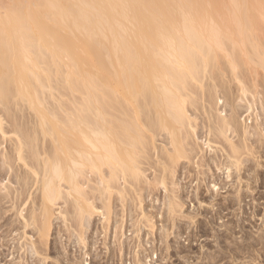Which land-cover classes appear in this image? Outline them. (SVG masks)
<instances>
[{
    "label": "bare ground",
    "instance_id": "6f19581e",
    "mask_svg": "<svg viewBox=\"0 0 264 264\" xmlns=\"http://www.w3.org/2000/svg\"><path fill=\"white\" fill-rule=\"evenodd\" d=\"M9 5H11V8H13L14 11L12 12L11 10H9L5 14L0 15V105H1V107H3L2 109L5 110V112H6L7 110H9V108L12 105L13 106H15V105L20 106L19 105L20 103H24V104L26 103L29 106V108L31 107L30 109H32V111L34 110V114L33 113L32 114H33V116L35 115V117L33 118V120L35 119L34 122L32 120H30L33 123H27L29 128H30V129L26 128V129H29L28 130L29 134L26 131V129H24V127H23V129H24V131H26L27 135L23 134V131L19 127L20 124L19 125L17 124L18 128H20V130H18V131H20V132H18L16 129H14L15 130L14 132L16 133V135H17L16 137L18 138V140H16V141L14 140L16 145H15V143H13L15 148L11 149L12 150L11 154L13 153L14 150H15L14 153H17V155L16 154L14 155V153H13V155H14V156L12 155L13 158L15 156H17L16 158L19 157L18 159H20V160L26 159V156H25L26 153L22 154V152H24L23 149H24L25 145L27 146V144H29L27 147L31 146L30 145V143H31L30 139L32 138L31 140H33V141L36 139V138H34L35 133L37 136H38L37 133L43 134L45 136L50 135L48 137H50V139H52V141H53L52 145H54V147L50 146V148L52 147V148L56 149V147H58V146H62V147H59L60 150L56 149V151L58 150V153H56L55 150H53V152L49 150V152H47L48 156L53 155L51 157L54 158V153H55L54 159H56V156H59L58 154L60 152L62 153L61 150L63 148H65V147H63V145L64 146L68 145L66 147V149L71 147V149L75 151V155H74V151L69 150V149H67L68 152L66 151V149L63 150L64 151L63 153L64 154H66V152L69 153L68 154L70 156L69 159L71 160L72 164L67 165V163H71V162H69V161L61 162L60 161V158L62 156H64L63 153H62V156L60 155L61 157L59 156L57 161H55L53 158L51 159L50 156L47 157V158L52 160V161L49 160L51 162V164H49L50 162H48V160H46V157L44 155L43 158H45L44 159L45 161L43 162V160H42L43 158H42L41 159L42 161L38 162V166H40L38 169L42 168L41 170L43 171V174H45V175H42V179H43V176H44V178H46V177L48 178L49 177L48 175H50V174L52 175V177L50 176L52 179H50V177H49V179L51 180V184H52V182L56 183V181L54 182L52 180H55L57 178V180L62 179L61 181H63V182H64V180H68L67 183H69V186H70V183L72 182V180L76 181L79 177L78 176L76 178L75 176L81 175L80 173H83V171L85 170L86 166L89 165V163L91 164V166L95 165V164L92 165V163H91V162H94L95 160L94 161L91 159H90L91 161L89 160L90 157L92 159H94V158L92 157L93 155H91L92 153H89L88 149L90 147H91V149H92V147L95 149H98L99 151L97 150V152L102 153V155L99 154L100 155L99 156L98 153L96 152V150H95V153L98 155V157H101V156L104 157L105 156L106 161H107V163H105V165L108 164V166H110V167H107L108 169L110 168L109 170L107 169V171L104 170L103 172H105V171H106V173L110 172L112 175L110 173H109V175L112 179L110 177L109 178L106 177V173H105V176H101V175H103V172L101 170H99V172H102V173H100L101 175L98 173L99 176H101L102 178L105 177V178L109 179V180H107L108 186H107V183H104L106 185L100 186L102 182H105V178H103V180L102 179L97 180L100 177L97 178V176H95L97 178V179H95L93 176V179H95V180H93L94 184L95 183L96 184L95 185L90 184L89 186H87V188L90 186H93V187L99 186V187H97V189H96V187H94V191L96 189L98 194L94 193L93 190H92L93 193L90 192L91 188L89 189V192L92 193V196H93V194H95L97 196V200L94 199L96 196H93L94 198L91 200L90 199L92 197L91 194L88 191L83 190V187H79V188H82V192H81V189H79V188L77 190V191L80 190L78 192V194L82 193L81 194L82 196L79 197V195L77 193H75V194H77L79 198H82L85 196V194H83V192L85 191L84 193H87L86 196L88 195L89 199L91 201H93L94 204L97 201L99 202V204H101L102 201L103 200L106 201L107 198L108 199L106 202L112 203L111 201H109V198L111 199V195L109 194V192H105V191L108 190L110 187L112 189H113V187H115L114 184L117 182V181L114 182V180L116 178L115 175H117L116 170H119L120 173L118 171H117V173H119L120 175L119 174L117 175V177H118L117 180L119 179L118 182L121 180L119 183H122L124 186V187L121 186L120 184H118V182H117V184L120 186L118 187L116 184V187H118L117 188L118 190L117 189L116 190L118 192H120L119 196L121 195L120 196L121 200L118 199L119 196H117L118 198L116 197L118 200L121 201L120 207H122L121 203L124 204L125 201L127 200V197L130 194L133 196L134 192L131 191L133 189L128 188L129 187L128 185L131 183H134V180H138V182L137 183L135 182L136 184H134L136 187L134 188L133 184H131L130 186H133L134 189L138 190V187H137L138 183L139 182H140L139 184L142 183V181H140V180H143V179L149 180V178L153 177L152 176L153 174L152 175L150 174V170L151 171L155 170V169H153V167L160 168L159 166H162V169L165 168V171H164V169H163V171L166 172V171H169L166 168H168V167L172 168L173 165L171 166V164H175L174 168L176 169V167H178L176 165H178V163H180L182 161L181 160L180 162H178L180 160V158L186 157L184 155V154H186V152H189L190 155L188 153L186 155L191 157L192 153H194L196 155V153H198L200 151V147L202 146L201 141L203 140V139H201V137H203L204 134L206 135L207 133H204V134L202 133L203 134V136H202V134H200L201 130L200 131L195 130V128H196L195 125L197 123L195 124V122H194V119H195L194 116H196V112L194 111V108H193V111L195 114L194 113L193 114L188 113V111L189 110L191 111V108H192V100L195 99V96L193 97L191 95L192 99L190 100L191 97H190L189 92H191V94H193L192 91L190 90L191 89L190 86L193 85V84L191 85V83H195L196 85H193V86H196V88L198 87L197 89H199V91H200V92L199 91L196 92V95L198 93L202 92L201 89L204 88L203 85H205V83H206L205 77L210 76L208 78L211 79V75L209 74L210 65H212L214 60L216 59L215 57L217 55V51H223L226 49L225 48L226 40L231 41L232 42L231 45H233V46H237V45L242 46V44H244L245 42L250 41V38H252L251 34L248 30L252 25V18L249 14L250 10H252L253 8L257 9V10L260 9L259 15L263 19V23H264V0H224V1H218V0H0V8H8V7H10ZM219 5L226 7L229 10V13H227V15H222L219 10L214 8V7H217ZM220 24H234V26L237 27L236 31H237L239 40L236 39L234 31L222 30V27ZM261 43L262 44H261L259 54H260V61H261V65H262L261 68L264 69V31H262ZM235 66H236L235 63L233 62V67H235ZM203 80L205 81L204 84H203ZM240 85L241 84H239V86ZM199 86L201 87V89ZM205 86H207V85H205ZM263 86L264 85H262V87ZM63 87L72 91V95L70 98L72 105L70 104L71 106L69 105V107H66V109L68 108L67 110H65V105H62L64 107V109L61 110V112L56 111L57 109H60L61 107L57 108V109L55 108L56 110L53 111L52 110L53 108L47 107V105H45L46 102H45V98L43 97V93L48 91V92H52V94H53V90L59 91ZM207 87L212 88L211 85L210 86L208 85ZM207 87H206L207 90L211 89V88L208 89ZM213 88L212 89L215 90L214 93H216L217 89H215V87H213ZM241 89H242V87L240 88V90ZM244 90L245 89H243L241 91H243V93H245L246 90L245 91ZM211 91H210V93L207 91H205V92L211 94V96H212L214 93H211ZM263 91L264 90H262V92ZM75 92H78L80 95L76 94V96H75ZM52 94L50 93L49 95L51 96ZM209 94H207V95H209ZM263 94H264V92H263ZM49 95H48V97H49ZM209 96H207L208 97L207 101H209V105H208L209 108L206 109V106H205V109L208 112L210 111L209 114H211V115L209 116V114L205 111L207 113V117H212V116H216V115H218L220 117L219 114H222L220 112H223V111L220 110V112L218 114L217 109L215 108V106H213V103L215 104V102L212 101L217 97V95L215 98L210 99L211 101L209 100ZM188 98H189V100H188ZM262 98H263L262 100H264V97H262ZM218 99H215V101L216 100L219 101ZM240 99H241V97H240ZM197 100H198V98L195 101H193V105L194 104L196 105ZM48 101H51V100H48ZM187 102H190L191 107H189V105H188L189 103L187 104ZM210 102H213V103L211 104ZM263 102H262V105H263ZM217 104L218 103H216L215 105L217 106ZM187 106L190 109H188ZM212 106H213V109H212ZM240 106H241V104H240ZM247 106H248V104H247ZM210 108L212 109V111L214 109H216V111H217V112L215 111L216 114L214 113V111H213V113H211L212 111L210 110ZM218 108H220V107H218ZM248 108H250V107H248ZM262 108L264 109L263 106H262ZM2 109L0 108V110L3 112ZM195 110H196V108H195ZM22 112H23V110H22ZM30 112H31V110L29 111V115H32V114H30ZM225 112L226 111H224V113ZM262 113H264V112L262 111ZM212 114H215V115H212ZM233 114H231V116L229 115L227 117L222 114L223 117L221 116L220 119H218L217 116H216L217 118L214 117V118L218 119V121L215 119L216 121H214V124L211 122L212 119H210L211 120L210 125L213 124V127L216 126L215 122L218 123L217 126H218L219 130L214 127L215 131L218 130V131H216L218 133V136H220L222 134V135L227 137V135H225V132H226V129L229 130V127L230 128L234 127V129H232L234 131H237L238 129L240 130V127H241L240 125L242 122L241 123L238 122L239 121L238 118H235L237 116V115L234 116L236 113L234 115ZM263 116H264V114H263ZM13 117H14V115H13ZM196 119H198L197 116H196ZM196 119H195V121L197 122ZM15 120H17V119H15ZM5 125H8V124L5 123ZM15 125L16 124H14V126ZM210 125H209V127H210ZM245 125L243 127H245ZM0 126L2 129V125H0ZM246 127L248 128V124ZM247 128H246V131H247ZM257 128H255L254 136H256V134L258 135V134L264 132V131H262L259 133L260 128H258V131L256 133ZM9 129L11 130V128H9ZM209 129H212L209 131L214 132L212 127H210ZM243 129H242L243 132L240 130L242 133H244ZM1 131H2V133H5V132H3L4 131L3 129L0 130V133H1ZM21 131H22V133H21ZM246 131H245V133H246ZM10 132H13V131H10ZM197 132L199 133V135H201V137L199 136L200 139L198 138ZM216 132L213 135L216 136L217 135ZM219 132L221 134H219ZM246 134H245V136L247 137L248 134H250V132L246 133ZM2 135H4V134H2ZM209 135H210V133H209ZM26 136L30 137V139L29 138L26 139ZM187 136L189 137L190 140L188 139ZM211 136L212 135H210L209 139L206 138L204 142H206V140L208 142H210V140L214 139ZM224 136H222V137H224ZM245 136H243L242 138H244ZM260 136H261V134H260ZM260 136L258 135V137H259L258 141H261L262 139H264L263 137L260 139ZM5 137H6V135H5ZM9 137H10V135L8 136V138ZM207 137H209V136H207ZM246 137L244 139L247 140ZM255 138L257 140V136ZM197 139L199 141L201 140L200 141L201 146L199 147L198 152L195 153V151H197V144L199 143ZM244 139H243V143L245 141ZM8 140L10 142V139H8ZM27 140H29V141H27ZM226 140L231 141L230 138L228 139V137H227V139L225 138V142H226ZM213 141L214 140H212V142ZM246 143H247V141L245 142V145H246V147H248V145ZM186 144L190 145V148ZM204 144H203V146H204ZM227 144H231L230 148H232L233 150H237L234 152H238V149H236V148H239V147H235V148L232 147V145L234 146V142H233V144L231 142H229V143L227 142ZM260 144H263V143H260ZM35 145H37V143ZM245 145H244V147H245ZM198 146H199V144H198ZM208 146H209V144H208ZM11 147L13 148V146H11ZM48 147H49V145H48ZM183 147L184 148L187 147L188 151L184 150ZM210 148H212V147H210ZM36 149L31 150V152L33 154H34V152H35V154H41L40 152L37 153L38 150H36ZM152 149L155 150V152H154V154L150 155L151 153H153ZM182 149L186 152H184ZM189 149H190V151H189ZM222 149H223V146H222ZM228 149H227V151H229V150L232 151V149H229V150ZM9 151H10V149H9ZM44 151H46V150H44ZM70 151H72V152H70ZM252 151H250V153ZM190 152H192V153H190ZM202 152H204V151H202ZM225 152H226V150H225ZM234 152H232V154L234 156H236V154H234ZM7 153H4V154L2 153L4 155V159L6 157V161H8L7 156H9V155H6ZM32 153H29V154H32ZM212 153H214V151ZM215 153H217V152H215ZM228 153H225V154H227L226 156L230 157L228 159H230L229 162L231 164L232 163L231 160L234 156L231 154V152H230V154L233 157L230 154L228 155ZM253 153H255V152H253ZM0 154H1V152H0ZM43 154H46V153H43ZM96 154H95V156H96ZM214 154H213V156H215ZM246 154H247V152H246ZM149 155L151 157L153 156L154 158L153 157L152 158L155 161H153V160L148 161L147 159L151 158V157H148ZM195 155H192L191 159L188 157L190 159L189 162H191L189 164L194 165L195 162L193 160V157H195L196 159L200 158V160H202L204 158V157L202 158V156L204 154L201 155V153H200L201 156H199V154H198V156H199L198 158H197V155L196 156ZM24 156H25V158H24ZM31 156L33 157V155H31ZM86 156H89L88 160H87ZM213 156H208L209 157L208 159L206 157L205 161L203 160L204 163L207 164L206 166L208 167L209 171L212 170L213 168H216L215 166H217V168H219V165L220 164L223 165V161L227 160V157H226V159L223 158L224 160L221 161V159H219V158H221V157H219V155L216 156L218 158L217 160H216V157H214L215 160L213 158L211 159L210 157H213ZM64 157H66V156H64ZM144 157H146V158H144ZM16 158L14 160H16ZM84 158H86V159H84ZM140 158H141V160H140ZM188 158L186 157L185 161H188ZM234 158H235V160H237L238 158L240 159L239 156H238V158H236V157H234ZM9 159H11V161H12V158L9 157ZM18 159L16 161H18ZM95 159H97V158H95ZM100 159H102V157L99 158L98 160H100ZM142 159H143V162L146 160L145 162L148 161V162H151V165L152 164L154 165V166L152 165V168L150 167L151 165L149 166L151 168V169L149 168L150 169L149 171H148V168L146 169L148 171V173L150 174V176H152V177H145L147 174L145 175L146 171H145V168L143 169V167H145L144 165H146L147 163L142 164L143 163ZM241 159L243 161H245L244 160L245 157L241 158ZM254 159H256L255 156H254ZM14 160H13V162H15ZM31 160L32 159H30L29 162H31ZM58 160L61 163H57V162H59ZM66 160H67V157H66ZM85 160L88 161V163H87L88 165L84 162ZM200 160H195L196 163H198L199 165L196 164L195 167L193 166L194 169L192 168L191 165L185 166V163H187V162H185V163H184V161L181 162L179 164L180 169H179L178 173L180 174V170L184 168L183 173L185 174V171H186L185 175L190 173L189 175L192 176L191 172L193 170L194 171L196 170L195 169L196 166L202 165L201 164L202 161L200 163ZM235 160H232V161H234L232 163V165L234 163H236V164H234L235 166H237L238 162L242 161V160H238V161H235ZM6 161L4 160L1 162H3L2 164L4 165V162L6 163ZM27 161H26V163H27ZM100 162H101V160H100ZM154 162L156 164H154ZM224 162L226 164V161H224ZM227 162H228V160H227ZM62 163H64V164H62ZM102 163H104V161H102ZM2 164H0V165H2ZM9 164H10V162H9ZM19 164H20V162H19ZM21 164H22V162H21ZM140 164H142V165H140ZM149 164L150 163H148V165ZM212 164H214V165L216 164V165L214 167H211ZM30 165L32 166V164H30ZM63 165L68 166V167L70 166L69 168H72V171H70L69 169L67 170V167H65L66 169H64ZM71 165H72V167H71ZM166 165L168 167H166ZM228 165L229 164H227V167H226L227 170L231 167V166L229 167ZM49 167H50L51 171L56 173V175H53L54 173H51V172H48L50 174L45 173L46 171L50 170V169L47 170V168H49ZM88 167H90V166H88ZM94 167H97V164ZM94 167H92L93 171H92V168L88 171H92L94 173V170H95L96 172H98L97 169H99V168L94 169ZM146 167H148V166H146ZM223 167H225V166H223ZM18 168H20V166ZM200 168L203 169L202 167H200ZM226 168H225V170H226ZM1 169H0V171H1ZM32 169L34 171L35 167L33 166ZM103 169H105V168H103ZM175 169L173 170V172L175 171ZM197 169H199V168H197ZM41 170L39 172H41V174H42ZM110 170H112V171H110ZM157 170H159V169H157ZM187 170L189 173H187ZM15 171H16V169H15ZM17 171H18V169H17ZM21 171H23V169ZM21 171L19 169V172H21ZM29 171H27V169H26L27 174ZM35 171H37V170L35 169ZM62 171H64V172H62ZM163 171L161 173H164ZM196 171H197L196 175H198V173H202V172L207 174V172H208V170L206 172V170L200 171V169H199V171L198 170H196ZM213 171H212V173H213ZM237 171H238V169H237ZM39 172L37 171L36 174H38ZM169 172L171 173V175L174 174V173H172L171 169ZM169 172H168V174H170ZM195 172H193V175H195L194 174ZM31 173L33 174L32 171H31ZM151 173H153V172H151ZM161 173H159V174H161ZM19 174H21V173H19ZM36 174H34L33 176H35ZM85 174H86V170L84 171V175ZM89 174L85 175L86 177L84 176V178L85 179L87 178L88 181H92V180L88 179ZM94 174H96V173H94ZM166 174L167 173L163 174L164 179H160L163 176H160V178H158L159 175H158V171H157L155 173V177L158 176L157 177L158 179L154 177L156 179L155 180L156 182L152 183V181H154V180H152L153 179L152 178L151 179L152 181L149 180V181H151V186L149 185L150 182L148 183V181L143 182V183L144 184L146 183L145 184L146 187H147V185H149L151 188L153 186L152 184L158 185L160 182L161 186L163 185V187H164L163 190H165V193H164L165 195H163V196H164V200L167 204L171 205V202H174L175 199H177V200L180 199V202H181L180 195L177 193L178 191H176V192L174 191V188L177 187V185L179 186V182L182 179L180 176V175H182V172L180 175H178V177H176L177 175H175L176 172L172 177L170 175H167V177H170L171 179L170 178L168 179L167 177H165ZM23 175H24V173H23ZM28 175H30V174H28ZM113 175L115 178L113 177ZM200 175H198V176H200ZM0 176H3V175L1 174ZM24 176H26V175H24ZM53 176H55L56 178L55 177L53 178ZM228 176H229V174H228ZM20 177H21V175H20ZM73 177L75 179H73ZM81 177H83V174ZM196 177H192V178L196 180ZM15 178H16V176H15ZM33 178L31 175V179H33ZM165 178H167L168 181L170 180L169 185L171 187H173L174 185H175V187L174 188H171L170 186L165 187L166 184H164V183H167V181H166L167 179H165ZM12 179H14V177ZM85 179H84V181H85ZM110 179L112 180V182H114V184L110 185V183H109V182H111ZM206 179H204V181ZM21 180L22 179H20V181ZM87 180H86V182H88ZM48 181H44L45 185ZM74 181L72 183L73 185L76 184ZM81 181H82V179H81ZM95 181H98V182H95ZM27 182H29V181H27ZM39 182H41V180ZM4 183H3V186L5 187ZM49 183L50 182H48V185H49ZM67 183H66V185H67ZM79 183H81V182H79ZM98 183H100V184H98ZM156 183H158V184H156ZM199 183H201V182H199ZM20 184L21 183H19V185ZM59 184H60V182L58 183V186H56L57 183L52 184V185L55 187L61 188ZM144 184H141V186L139 185L141 187V188L139 187L141 189V191L145 190V188H146L144 186ZM172 184H173V186H172ZM10 185H12V184H10ZM52 185H50L51 189H52V190L49 189V190H51L50 192H52V193L56 192L57 195H55V194L54 195L58 196L59 195L57 192L58 190L56 191V188H55L54 189L55 192H54ZM82 185H84V183ZM215 185H216V183H215ZM215 185H209V186L213 190V188H215ZM61 186L63 188V185H61ZM72 186H70L69 188H71ZM75 186H73L71 188L73 192H76L73 189V188L76 189ZM77 186H78V184H77ZM154 186L152 187L153 189H154ZM166 186H168V185H166ZM209 186H208V188H209ZM36 187L37 186H35V188ZM47 187L46 188L44 187L45 192L47 190ZM120 187H123V188H120ZM126 187H127V189H126ZM198 187H200V186L198 185ZM198 187H197V189H198ZM7 188H8V185H7ZM7 188H6V190H7ZM23 188L25 189V187H23ZM48 188H50V187H48ZM66 188H67V186H66ZM69 188H68V190H69ZM211 188H210V190H211ZM146 189H148V188H146ZM155 189H156V187H155ZM31 190H33V189H31ZM63 190H65V188ZM122 190H123V192L125 190H126L125 192H127L129 190V193L128 192L126 193L127 195L128 194L129 195L126 196L125 193L122 194ZM148 190H145L144 192H140V190H138L140 193L136 192L134 198H136V196L138 197L140 194H141V196H139L140 198H143L142 197L143 194L144 195L151 194V192L147 193ZM7 191H9V190H7ZM70 191L71 190H69V192ZM108 191H111V190H108ZM130 191H131V193H130ZM149 191H151V190H149ZM20 192H21V190H20ZM24 192L26 193V191H24ZM31 192L33 193V191H31ZM35 192L33 193V195L35 194ZM45 192H44V194H45ZM50 192H48V193L53 195ZM69 192H67V193H69ZM162 192H164V191H162ZM28 193H30V192H28ZM59 193L60 194L62 193L61 189H60ZM65 193H66V191H65ZM137 193H139V195ZM15 194H17V193H15ZM89 194H90V196H89ZM103 194L104 195L109 194L108 196H110V197H107L105 199V197L103 198ZM116 194L118 195V193H116ZM3 195H5V193ZM61 195H62L61 198L64 197L67 200L68 197H65L66 195H63V193ZM8 196L10 197V195H8ZM12 196L13 195H11V197ZM14 196H18V194L14 195ZM124 196H126V197H124ZM211 196H212V194H211ZM5 197L7 198V194L5 195ZM22 197L23 196H21V199H22ZM37 197L39 198V196H37ZM12 198H14V197H12ZM49 198H50V196H49ZM54 198L56 199L57 197H54ZM64 198H62V199H63L65 205L68 204L67 201H69V200H70L69 202L71 203V199H68L67 201H65ZM84 198L88 200L87 197H84ZM122 198L125 199L123 202H122V200H123ZM134 198L132 200H134ZM144 198H145V196H144ZM48 199H46V201ZM98 199H100V200H98ZM130 199H131V197H130ZM182 199H184V197ZM0 200H1V198H0ZM41 200H43V198ZM87 200L85 202L88 203L90 200L89 201H87ZM94 200H96V201H94ZM10 201L11 200H9V202ZM24 201L25 200H23V203H24ZM49 201L51 203H54V202H52V198H51V200L49 199ZM100 201H101V203H100ZM17 202H18V200H17ZM74 202H75V200H74ZM106 202H103L101 204L102 207H100V210L97 207H95L96 204L94 205L95 208L92 206L93 205L92 202H90L92 204V205L91 204L90 205L92 206L93 209H96L98 211V214H99V212H101L99 214L100 216L102 215L106 218V220H108L109 218L112 217L111 216L108 218V216H110L109 214L115 213V211H117V210L110 209L109 206H111V208H112L113 203H112V205L108 204L109 208L107 207V205H104L107 208L103 207V204H105ZM113 202H115V201H113ZM126 202H128V201H126ZM44 203L48 204V202L47 203L44 202ZM19 204L20 203H18V205ZM69 204H68V206H65V207H70ZM72 204H70V205H72ZM77 204H75V205H77ZM35 205H37V204H35ZM42 205H44V204H42ZM90 205L88 203V206H87V204L85 206H87V208H89ZM127 205H128V207H127ZM2 206H1V208H2ZM10 206H8V207L10 208ZM45 206H47V205H45ZM124 206H125V204H124ZM124 206L122 208H124ZM130 206L131 205H129V203H126V207L128 208L127 209L128 211L126 210L127 213L131 209L132 211L130 210L129 214L131 212L136 211L137 214L141 215L139 213L140 211L138 212V209L140 207L139 210H141V212L144 214V215L142 214L143 216L142 215L141 216L146 217L147 213L144 210V208H142V206L139 205L138 208L136 206L135 209L133 207L130 208ZM52 207H49V208L51 209ZM62 207H63V204H62ZM79 207H81V206L79 205L78 208ZM11 208H15V206L11 207ZM19 208H22V207H19ZM37 208H39V207H37ZM104 208H105V210H104ZM22 209H24V208H22ZM58 209H60V208H58ZM84 209H85V207L81 209L82 213L79 212V213H81L80 214L81 218H82V216H81L82 214H83V216L86 214V217L88 218L89 214L91 215L93 213V211L97 212L93 209H92L93 211H91V208L85 209L88 211V212L87 211L85 212ZM108 209H110L112 213ZM125 209L126 208L121 209V211L123 210V213H124V212H126ZM60 210L62 212L64 210V208H63V210H62V208ZM69 210L67 209V211H69ZM78 210L80 211V209H78ZM89 210L91 211V213ZM169 210H171V208H169ZM26 211H25V214H26ZM44 211H45V214H48V212L46 213L47 209H45ZM44 211H42V212H44ZM119 211H120V209H119ZM147 211H148V209H147ZM150 211H151V209H150ZM19 212H20V210H19ZM64 212H65V217H67L66 208H65ZM75 212L76 211H74L73 213L75 214V216H77L78 213H75ZM119 213L122 214L121 212H119ZM16 214H15V216H16ZM116 215H118V214L115 213V216ZM34 216H32V217H34ZM48 216H49V214H48ZM48 216L46 218H49ZM122 216H124V215H122ZM171 216H172V214H171ZM16 217L15 218L17 220L18 216H16ZM63 217H64V215H63ZM71 217H74V216H71ZM78 217H75V219ZM80 217H79V221H76L78 224L83 223L82 219L80 222ZM86 217H84V218H86ZM173 217H174V214H173ZM87 218L84 219V222L88 221ZM64 219H66V218H64ZM75 219H74V221H75ZM141 219H140V221H141ZM143 219H146V218H143ZM48 220H50V218ZM101 220H102V218H101ZM148 220H150V219H148ZM7 221H6V223H7ZM28 221H29V219H28ZM45 221H47V220L45 219ZM68 221H69V219H68ZM68 221H66V223L64 222L65 223L64 225L68 226L67 225ZM104 222L109 223V220L104 221ZM11 223H13V222H11ZM17 223H19V222H17ZM48 223H50V222H46V224H48ZM22 224H23V222L21 223V225ZM8 225L10 226V224H8ZM27 225L28 224H26V226ZM70 225L71 224H69V227H71ZM72 225H74V223ZM83 225H85V224L83 223ZM83 225H82V227H84ZM19 226H20V223H19ZM41 226L45 227L47 225L43 226V223H42ZM78 226H80V225H78ZM42 227H41V230L43 229ZM69 227H66V228H69ZM13 229H14V227H13ZM70 230L72 232V229H70ZM73 231H75V229ZM71 232H69V233L71 234ZM81 237L78 236L77 238H81ZM78 240H80V239H78ZM80 241L82 242L83 239ZM31 248H34V244Z\"/></svg>",
    "mask_w": 264,
    "mask_h": 264
},
{
    "label": "rangeland",
    "instance_id": "374dc122",
    "mask_svg": "<svg viewBox=\"0 0 264 264\" xmlns=\"http://www.w3.org/2000/svg\"><path fill=\"white\" fill-rule=\"evenodd\" d=\"M218 1H224V0H218ZM9 6L10 7H8V8H0V15L5 14L9 10H11L13 12L14 10H13V8H11V5H9ZM214 8L219 10L222 15H227V13H229V10L222 5H219V6L214 7ZM249 14L252 18V25L248 29L250 34H251V37H252V38H250V41L245 42L244 44H242V46H238V45L233 46V45H231L232 44L231 41L226 40V44H225L226 49L223 51H217V55L215 57L216 59L214 60L213 64L210 65L209 74L211 75V79L208 78L210 76L207 75L208 77H205L206 80L204 79L207 84L203 80V84L205 83V85H207V86L211 85L212 88L215 87V89H217L218 92L216 91V93H214V91H215V90H213L214 88L212 89L211 87H209V88H211V89H209L207 86L203 85L204 88H202V89L199 86L202 92L198 93L196 95V92H198L199 89H197L198 87L196 88V86H193V85H196L195 83H191V85L192 84L193 85L190 86V88H191L190 90L192 91L193 94H191V92L188 91L190 93V97H191V98L189 97L190 100L192 99V96L193 97L195 96V99L193 98L194 100H192V108H191L192 112L189 110L188 113L193 114L194 111L196 112V116L198 119H196V116H194V118L197 120V122H196L194 119L195 124L197 123L195 125V127H196L195 130L196 131L201 130L200 134H202V133L208 134V135L204 134V136L202 134L203 137H201V135H199V133L197 132L198 138L200 139V137H201V139H203L202 141L201 140L200 141L203 144L205 143L207 146L205 144L203 146V144L197 139L199 142L198 143L199 146L197 144V151H195V153L198 152L199 147L202 145L201 146L202 148L200 147V151L198 153H196V155L198 158L199 156L204 154L202 156V158L203 157L204 158L202 160H200V158L196 159L195 157H193V160L195 162L194 165L189 164V163H191V162H189V160L192 158V155H195V154L190 152V153H192L191 157L187 156L186 154L187 153L189 154V152H186V151H188V149H187V147H185V148L183 147L184 150H186V151H184L182 149L184 152H186V154H184V155L187 158L189 157L190 159L188 158V161H185L186 157H183V158L181 157L178 162H180L181 160H182L181 162H183V161H184V163L187 162L188 164L185 163V166L191 165L192 168L194 169L195 165L198 164V163H196L195 160H200V163L202 161V163H201L202 165L196 166L195 169L198 171H199V169H200V171L206 170V172L208 170L207 174L202 172V173H198V175L201 174L200 176H198V175H196V173H197L196 170H195L196 172L194 170L193 171L191 170L192 171L191 172L192 176H191V175H189L190 173L187 170V173H189V174H187L188 175L187 176V175H185L186 171H185V174L183 173L184 172L183 171L184 168H183L180 170V174L182 172V175H180L178 172L180 169L179 164L181 162L180 163L177 162L178 165H176V166H178V167H176V169L174 168L175 164H171V166L173 165L172 168L168 167L169 165L167 164L168 166L166 165V167H168L169 169L168 168H166V169L169 171L171 169L172 173H174V174L176 172V174H175V175H177L176 177H178V175H180L182 179L185 176L187 177V178L185 177L186 179L184 178L183 180L182 179L180 180L181 183L179 182V186L177 185V187H175V185L173 186V184H172L173 187H171L169 185L170 180L168 181V179L170 177H167V175H170L172 177L174 174L171 175V173L169 171L164 172L165 168H163L164 169V171H163L162 166H159L158 164L157 165L162 170L158 167H156V168L159 170H157L155 167H153V169H155L154 171L150 170L152 168L153 164L151 165V162H148V161L153 160L154 157L152 156L153 157L152 158L150 155L154 154V152H155V150L152 149L153 153H151L148 156L151 158L147 159L148 160L147 162H145L146 160L143 162V159H142V162H143L142 164L147 163L146 165H144L145 167H143V169L145 168V171H146L145 175L147 174L145 177H152L153 176L152 177L153 179L149 178V180H151V179L154 180V181L151 180L152 183H154V182H156L155 178L158 177V176L155 177V173L157 171H158V175H159L158 178H160V176H163V174L167 173L165 176L168 178V179L165 178V179H167L166 180L167 183H164V184H166L168 186L165 185V187H169V186L171 188L175 187L176 189L174 188V191L175 192L178 191L177 193L180 195L181 202H180V199H178V200L175 199L174 202H171V205L167 204L165 202L164 196H163V195H165L164 194L165 190H163L164 189L163 185L161 186V184L159 182L160 185L158 183H156L158 185L152 184L153 186L155 185L154 189L152 188L153 186L150 188L151 181L145 180L143 178L142 179L144 181L140 180V179L139 180L142 181L141 184H144L143 182H146V181H148V183L150 182V184H149L150 186L147 185V187H146V185H145L146 183L144 184V186L146 188H148L149 190H151V191H149L148 189L145 188V190L149 191V192L147 191V193L151 192V194L146 193L147 195H144L142 193L143 198H140L139 196H141V194L139 195V193L144 192L145 190L142 189L143 191H141V189H140L141 184H139L140 182L137 185L138 190H140V192L138 190L134 189L136 187L134 184H136L138 182V180H134V183H131V184H133L134 188H133V186H130L131 184H129V185L127 184L129 186L128 188L133 189V190L130 189L132 192H134L133 196L131 194L130 195L128 194L129 196L126 194L127 192L129 193V190L127 192H125L126 190L124 192L122 190V194L125 193L126 196H128L129 198L127 197L126 201H128V202L125 201V203H124L125 206L123 203H121V204H122V207L124 206V208H126L125 211L128 209L127 208L128 205L126 207V203H129V205H131L130 208L133 207L134 209L136 208V206H137V208L139 207V205L142 206V208H144V210L147 213L146 217L145 216L142 217L144 214L141 212V210H139L140 207L138 209V212L140 211L139 213L141 215L143 214L142 216L137 214L136 211L131 212L129 214V212L131 210L130 208H129L130 210L128 213H127L128 210L124 213H123V210L121 211V209H124V208L120 207L121 206L120 205V202H121L120 196L121 195L119 196L120 192L117 191L118 190L117 188L120 185L123 186L122 183H119L121 180L119 182H118L119 179L117 180V178H118L117 175L120 172H119V170H116V174H117V175H115L116 178L113 175V177L115 178L114 182L117 181L118 184H120V185H118L117 182L114 184V182H112V180H111L112 178L109 175L110 172H107L108 174L106 173V171L108 169L107 167H110V166H108V164L105 165V163H107L105 156L104 157L101 156L102 157V159H100L101 162H100V160H98L99 158H101V157H98V155L99 154L102 155V153L97 152L98 149H95L93 147L91 149V147L89 146L90 148L88 149V151H89V153H92L91 155H93L92 157L94 159H92L91 157L89 158V156H86L87 160H88V158H89V160L90 159L93 161L95 160L94 161L95 163L91 162L92 165L93 164H95V165L91 166L90 163L88 165L87 164L88 161L87 160L84 161L88 166H90V167L86 166V168H85L86 174L85 175L90 173L89 177L88 176L87 177L89 180H92V181H88L87 178L86 179L84 178V176H85L84 171L85 170L83 171V173H80L81 175H77V176L74 175L76 178L78 176L79 177L76 181L72 180V182L70 183V186L73 185L72 183L74 181L76 183V184L74 183L76 186L75 185H73V186H75L76 189L75 188H73V189L76 192L72 191L71 188L73 186L71 188H69L70 187L69 183H67L68 180L63 179L64 180V182H63V181H61L62 179L57 180V178L55 176H53V178L55 177L56 179L52 180V181H54V182L56 181V183H57L56 186H58V183L60 182L59 185L61 188L53 186L52 184H56V183L52 182V184H51L50 179H52L51 178L52 175L48 172H51V173H54V172L51 171L50 167L47 168V170L50 169L49 171H46V172L44 171L45 173L50 174V175H48L49 177L51 176L50 179H49V177L44 178V176L42 179V175H45V174H43V171L41 170L42 168L38 169L40 167V166H38V162H40L42 160H43V162L45 161L44 160L45 158H43L44 155L46 157V160H48V162H50L49 160H51L53 158V157H51L53 155H49L51 158V159H49V158H47V157H49L47 152H49V150L52 152H53V150L56 151V149L60 150L59 147H62V146H58V147H56V149L52 148V147H54V145H52L53 144L52 139H50V137H48L50 135L45 136L43 134L37 133L38 134V136H37L35 133L34 138H36V139L34 141L31 140L32 138L30 139V137H28L29 135L26 136V139H28V138L30 139V142H31L30 145L31 146L27 147L29 144H27V146L25 145V147L23 149L24 152H22V154L26 153L25 154L26 159L27 160L29 159V160L27 161L25 159L27 161V163H26V161L24 159H22L23 160L22 161V160L18 159L19 157L16 158L17 156H15L13 158V156L15 154L17 155V153H14V151H15L14 150L13 151L14 155H13V153L11 154V152H12L11 149L15 148L14 144H13V143H15L14 140L15 141L18 140V138L16 137L17 135L14 132L15 131L14 129H16L18 131L21 128V130L23 131V134L27 135L26 131L28 132V130L30 129L27 123H33L35 120V119L33 120V118L35 117V115L33 116L34 110L32 111V109H30L31 107L29 108V106L26 103L25 104L20 103L19 104L20 106H17V105L13 106L12 105L9 108V110H7L5 112V110L2 109L3 107H1V105H0V108L5 113L4 114L0 110V125H2V129L4 130L3 132H5V133H2V131H1V133L4 135H2L0 133V136H1L0 137V143H1L0 144V150H1L0 151L1 152L0 160L6 161V157L4 159V155H3L4 153L8 152L6 155H9V156H7L8 161H6V163L4 162V165L2 164L3 162L0 161V164L3 165V166L0 165V167L2 166L1 167L2 169L0 168L1 169L0 175L1 174L3 175V176H0V184L2 183L0 185V192H1L0 193V195H1L0 196V198H1V200H0V216H1L0 217V264H264V139H262L261 141H258L259 140L258 135L260 136V134H261L260 139L262 137L264 138V136H263L264 132H262V131H264V126H263L264 125V120H263L264 119V116H263L264 113H262V111L264 112V109L262 108V106L264 107V102H263L264 100H262L263 99L262 97H264V94H263L264 91L262 92V90H264V86L262 87V85H264V78H263L264 77V75H263L264 69L261 68L262 65H261L260 54H259L261 44H262L261 41H262V31H264L263 30L264 29V25H263L264 23H263V19L259 15L260 9L257 10V9L253 8L252 10L249 11ZM220 25L222 27V30L234 31L235 37H236V39H238V34L236 31L237 27H235L234 24H220ZM233 62L236 65L235 67H233ZM239 84H241V85L239 86ZM206 87L209 90H207ZM241 87H242L241 90H243V89L246 90V91L244 90L245 93H243V91L240 90ZM59 91L53 90V94H52V92L46 91L45 93H43V97L45 98V102H46L45 105H47V107L53 108L52 109L53 111L56 110L57 108L61 107L60 109L56 110L58 112H61V110L64 109V107L62 105H65V110H67L68 108L66 109V107H69V105L71 104L70 98L72 95V91H70L64 87L62 89H60ZM205 91H207L209 93L211 91V93H214L213 94L214 96L213 95L211 96V94L206 93ZM50 93L52 94L51 96L49 95ZM76 94L80 95L78 92H75V96H76ZM207 94H209L210 96ZM48 95H49V97H48ZM216 95H217V97H216ZM207 96H209V100L212 98H215V97H216L215 99L219 98L218 100L220 102L217 100H216L217 101L216 102L215 99L212 100L213 102H215V104L218 103L217 106L213 102H210L211 104L213 103V106H215V108L217 109L218 114H219L220 110L223 111L220 113H222L226 117L229 115L231 116V114H233V113L234 114L236 113L235 115L234 114L233 115L234 116L237 115L238 117L236 116L235 118H238V120H239L238 122L243 123V124L241 123V125H240L241 126L240 130L242 131V129L244 128L243 129L244 133H242L243 131L241 132L239 129L238 130L240 132L238 130L237 131L232 130V129H234V127L233 128L229 127V130L226 129L225 135H227L228 139L230 138L231 141L226 140V142H225V138L227 139V137L222 135L220 132H219V134H221V135L218 136V133L216 132L219 130L218 126H217L218 123L215 122L216 126H214V127L216 129H218L216 131H215V128L213 127V124H214V121H216V120L218 121V119H220L222 114H219L220 117L218 115H216L218 117V119H216L217 118L216 116L207 117V113L208 114L210 113V111L208 112L206 110L209 108V106H208L209 101H207L208 100ZM240 97H241V99H240ZM189 98H188V100H189ZM197 98H198V100L196 101L197 103H196V105L194 104L196 106L195 107L193 105V101H195ZM48 100H51V101H48ZM261 101L263 102V105H262ZM187 104L189 105V107H191L190 102H187ZM240 104H241V106H240ZM247 104H248V106H247ZM205 106H206V109H205ZM213 106H212V109H213ZM189 107H188V109H190ZM218 107H220V108H218ZM248 107H250V108H248ZM193 108H194V111H193ZM195 108H196V110H195ZM212 109L210 108L211 111H212ZM216 109L213 110L214 113H215ZM22 110H23V112H22ZM30 110H31L30 114L33 113L32 115H29ZM213 111L211 113H213ZM224 111H226L225 113L227 115L224 113ZM12 114L14 115V117ZM215 114H212V115H215ZM210 115L211 114H209V116ZM214 117H216V118H214ZM15 119H17V120H15ZM210 119H212V121ZM30 120H32L33 122ZM210 121L213 123L212 125H210L211 124ZM5 123L8 124L9 126L5 125ZM14 124H16V125L14 126ZM17 124L18 125L20 124L19 125L20 128H18ZM247 124H248V128L246 127ZM209 125H210V127L213 128L214 132L209 131V130H212V129H209L210 128ZM244 125H245V127H243ZM23 127H24V129H26V128H29V129H26V131H24ZM257 127L260 128L259 133L260 132H262V133H260L258 135L256 134V136H257V140H256V138H255L256 136H254V134H255L254 131H255V128H257ZM9 128H11V130ZM246 128H247V131H246ZM258 128L256 129V133L258 131ZM2 129L0 126V130H2ZM8 129L10 131H13L15 134L13 132H10ZM22 131H21V133H22ZM245 131H246V133L250 132V134H248L247 137L245 136V134H246ZM18 132H20V131H18ZM215 132L217 134L216 136L213 135V134H215ZM209 133H210V135H212L211 137L214 138V139H212L214 141L212 142V140H210V142H208L206 140V142H204L206 138H208V139L210 138ZM28 134H29V132H28ZM5 135H6V137H5ZM9 135H10V137L8 138ZM242 135L245 136L247 138V140L244 139L245 137L242 138L243 137ZM207 136H209V137H207ZM222 136H224V137H222ZM8 139H10V142ZM188 139H189V137H188ZM243 139L245 140L244 143H243ZM27 141H29V140H27ZM246 141H247L246 144L248 145V147H246V145H245ZM227 142L228 143L231 142L232 144L234 142V146L232 145V147H234V148L239 147V148H236V149H238V152H234L237 150H233L232 148H230L231 144H227ZM36 143H37V145H35ZM200 143H201V145H200ZM207 143L209 144V146ZM260 143H263V144H260ZM243 144L245 145V147ZM15 145H16V143H15ZM48 145H49V147H48ZM186 145L190 148V145H188V144H186ZM11 146H13V148ZM50 146H52V147L50 148ZM67 146L68 145H65V146L63 145V147H65V148H63V149L61 148L62 153L64 152L63 150H65ZM222 146H223L224 150L222 149ZM210 147H212V148H210ZM228 148L232 149V151L229 150ZM9 149H10V151H9ZM34 149L38 150L37 153L40 152L41 154H35L34 151H33L34 152V154H33L31 152V150H34ZM67 149L72 150L71 147L67 148ZM67 149H66V151L68 152ZM227 149L231 152V154H232V152H234V154H236V156H234L232 154L234 157L238 158V156H239L240 159L238 158L237 160H235V158L230 154L229 151H227ZM44 150H46V151H44ZM58 150L56 151V153H58ZM95 150L98 153V155L95 153ZM201 150L204 152H202ZM225 150H226V152H225ZM72 151H74V150H72ZM72 151H70V152H72ZM189 151H190V149H189ZM213 151H214V153L215 152H217V153L219 152V153L214 154V153H212ZM250 151H252V152L250 153ZM42 152L46 153V154H43ZM67 152H66V154L68 155L69 153H67ZM246 152H247V154H246ZM253 152H255V153H253ZM29 153H32V154H29ZM62 153L60 152L58 155L62 156ZM200 153H201V155H200ZM225 153H228V155L230 154L233 157L232 160L238 161V160H242L241 158L245 157V159H244L245 161L242 160V161L238 162L237 166L234 165L236 163H234L232 165V163L234 161L231 160L232 163L230 164V162H229L230 159H228L230 157L226 156L227 154H225ZM66 154L63 153V155L67 157V160H66V157L60 156L61 162H65V161L71 162V160L69 159L70 156L69 155L67 156ZM95 154L97 157L95 156ZM198 154H199V156H198ZM213 154L215 156H213ZM31 155H33V157ZM74 155H75V151H74ZM217 155H219V157H221V158H219V159H221V161H223L227 157V160L229 163L227 162V160H224V161H226V164L223 161V165L220 164L219 168H217V166H215L216 164L215 165L212 164L211 167L215 166L216 168H213L212 170L209 171L208 167L206 166L207 164L204 163L205 158L207 157V159H208L209 158L208 156H213L210 158L211 159L213 158L215 160L214 157H216ZM25 156H24V158H25ZM59 156H56V159H54L55 158V153H54L53 159L55 161H57ZM254 156L256 157V159H254ZM9 157L12 158V161H11V159H9ZM15 158H16V160L18 159L20 164L18 161L14 160ZM95 158H97V159H95ZM144 158H146V157H144ZM30 159H32L31 162H29ZM84 159H86V158H84ZM217 159L218 158L216 157V160ZM13 160L15 162H13ZM140 160H141V158H140ZM60 161L57 163H61ZM102 161H104V163H102ZM153 161H155V160H153ZM9 162H10V164H9ZM21 162H22V164H21ZM148 163H150V164L148 165ZM30 164H32V166ZM49 164H51V162ZM62 164H64V163H62ZM68 164L70 165V164H72V162L67 163V165ZM96 164H97V167H94V166H96ZM142 164H140V165H142ZM154 164H156V163L154 162ZM227 164H229L228 165L229 167L231 166L228 170L226 168ZM17 166L18 167L20 166V168H18ZM33 166L35 167V169L38 172L41 170L42 174H41V172L36 174L37 171H35V169L33 171V169H32ZM146 166H148V167H146ZM223 166H225V167H223ZM63 167H64V169H66L65 167H67V170L69 169L70 171H72V168H69L70 166L68 167V166L63 165ZM71 167H72V165H71ZM92 167H94V169L99 168V169H97L98 172H96L94 170V173H96V174H94L92 172L93 171ZM200 167H202L203 169H201ZM91 168H92V171H88ZM103 168H105V169H103ZM147 168H148V171L150 170V174L151 175L153 174L152 176H150V174L146 170ZM173 168L175 169L174 172H173V170H174ZM197 168H199V169H197ZM225 168H226V170H225ZM15 169H16V171L18 169V171H17L18 173L15 171ZM19 169H20V171L23 169V171L19 172ZM26 169H27V171L30 170L28 172V174H30V175L27 174ZM237 169H238V171H237ZM99 170H101L102 172L104 170H106V171L103 172V175H101L100 173H102V172H99ZM31 171L33 172V174L31 173ZM64 171H62V172H64ZM110 171H112V170H110ZM117 171L119 173H117ZM162 171L164 173H161ZM212 171H213V173H212ZM151 172H153V173H151ZM168 172L170 174H168ZM193 172H195L194 174L198 178L195 175H193ZM19 173H21V174H19ZM23 173L26 176H24ZM98 173L101 176H105V173H106V177L111 178L110 179L111 182H109L110 185L114 184L116 187V184H117V186H118L116 188L112 186L113 189L111 187H110L111 189L108 187L109 188L108 190H111V191H108V190L105 191V192H109V194L111 195V199L109 198V201H111L113 203L112 208H111V206L108 205V204L112 205V203L106 202L108 199L107 197H110V196H108L109 194L108 195L106 194L107 196L104 195L105 193L103 194V198L104 197H105V199L107 198L106 201L105 200L102 201V203L103 202L107 203V204L106 203L103 204V207H106L104 205H107V207L109 206L110 209L117 210V211H115V213L118 214L115 216V213H112L111 210L108 209L112 213V214H109L110 216H108V218L111 216L113 217V218L111 217L108 219L109 223L104 222V221H108V220H106V218L104 216L101 215L102 216L101 217L99 215L101 212H99V214H98V211L96 209L92 208V206L94 207L95 204H96L95 207H97L99 210H100V207H102L101 201H100L101 204H99L98 201H97L98 203L96 202L95 204L93 203V201H91L94 198L93 196H96L95 194H93V196H92V193L94 191V187H96V186H94V187L90 186L87 188V186H89L90 184L95 185L96 183L94 184L93 180L97 179L98 177H100V178L97 180H100V179L103 180V178H105V177L102 178L101 176H99ZM159 173H161V174H159ZM227 173L229 174V176ZM34 174H36L35 176L37 178L35 176H33ZM82 174H83V177H81ZM8 175L9 176L11 175L12 177L11 176L9 177ZM20 175H21V177H20ZM31 175H32V178L34 177L33 179H31ZM53 175H56V173H54ZM15 176L17 179L15 178ZM93 176L95 179H93ZM95 176H97V178ZM13 177H14V179H12ZM192 177H196V180L193 179ZM80 178L82 179V181ZM83 178L85 179V181ZM20 179H22L21 180L22 182L20 181ZM73 179H75V178L73 177ZM160 179H164V176ZM204 179H206V180L204 181ZM40 180H41V182H39ZM86 180L88 182H86ZM107 180H109V179L105 178V182H102L100 186L106 185L104 183H107L108 182ZM27 181H29V182H27ZM44 181L50 182L49 185H48V182L46 183V185L50 188H48L45 185ZM196 181L198 183L199 182H201V183L198 184ZM4 182L5 183L7 182V183L5 184ZM79 182H81V183H79ZM95 182H98V181H95ZM3 183H4L5 187L3 186ZM19 183H21V184L19 185ZM66 183H67V185H66ZM83 183H84V185H82ZM215 183H216V185H215ZM10 184H12V185H10ZM77 184H78V186H77ZM98 184H100V183H98ZM7 185H8V188H7ZM50 185L53 186L52 187L53 190L55 188H56V191L58 190L57 191L59 194L58 196H55V195H57L55 190H54L55 193L50 192L52 190ZM61 185H63V188ZM198 185L200 187H198ZM209 185H215L216 189L213 188V190H212V188ZM35 186H37V187L35 188ZM66 186H67V188H66ZM107 186H108V183H107ZM208 186H209V188H208ZM23 187H25V189ZM44 187L45 188L47 187V190H48V191L46 190L47 193L45 192ZM79 187H83V190L88 191V192H89V189L91 188L90 192H92V193L89 192L92 196L90 198L91 200L89 199L88 195L86 196L87 193H84L85 191L83 192V194H85V196L84 195L83 196L87 197L88 200L85 199L84 197H82L83 199L79 198L80 196H82L81 195L82 193L78 194V192L80 191V190L77 191ZM97 187H99V186H97ZM97 187H96V189H97ZM123 187H120V188H123ZM155 187H156V189H155ZM197 187H198V189H197ZM6 188L9 191H7ZM14 188L17 191L18 190L19 191L17 192ZM64 188H65V190H63ZM68 188H69V190H71L70 192H69ZM210 188H211V190H210ZM31 189H33V190H31ZM49 189H51V190H49ZM60 189L62 190L63 195H66L65 197H68L67 200L71 199V203L69 202L70 200L67 201L64 197H62V198H64V200L67 201L68 204L73 203L72 204L73 206L69 204L70 207H65V206H68V204L65 205L63 199L61 198L62 193L61 194L59 193ZM79 189H81V192H82V188H79ZM96 189H95L94 193L98 194ZM126 189H127V187H126ZM20 190H21V192H20ZM24 191H26V193ZM31 191H33V193L35 191L36 192L33 195V193ZM65 191H66V193H65ZM131 191H130V193H131ZM162 191H164V192H162ZM28 192H30V193H28ZM44 192L46 195L44 194ZM48 192L52 193L53 195L49 194ZM67 192H69V193H67ZM136 192H139V193H137L139 196L138 197L136 196L137 199L134 198ZM4 193H5V195L7 194L8 199L5 197V195H3ZM15 193H17L18 196H14V195H17ZM75 193H77L79 195V197ZM116 193H118V195ZM90 194H89V196H90ZM211 194H212V196H211ZM8 195H10V197ZM11 195H13L12 197H14V198H12ZM36 195L39 196V198ZM21 196H23L22 199H21ZM49 196H50V198H49ZM53 196L57 197V198L55 199ZM117 196H119V198ZM126 196H124V197H126ZM144 196H145V198H144ZM116 197L120 200H118ZM130 197H131V199H130ZM183 197H184V199H182ZM40 198L41 199L43 198L44 201L41 200ZM48 198L50 200L52 198V202H54V203H51ZM133 198H134V200H132ZM46 199H48V200L46 201ZM73 199L75 200V202ZM94 199L97 200V196ZM9 200H11V201L9 202ZM17 200H18V202H17ZM23 200H25L24 203H23ZM86 200L87 201L90 200L88 202L89 205L91 204L90 202L93 203V205L91 204L92 206L90 205V207H89V208H91V211L95 210L97 212L93 211L94 214L92 213L91 215L88 213L89 214L88 218L86 217V214L84 216L82 214L81 215L82 218H81L80 217V214L82 213L81 209L84 207H85V209H89V208H87L88 203L85 202ZM96 200H94V201H96ZM98 200H100V199H98ZM124 200L125 199H123L122 202ZM113 201H115V202H113ZM44 202H46V203L48 202V204H45ZM18 203H20L19 204L20 206L18 205ZM35 204H37V205H35ZM42 204H44V205H42ZM62 204H63V207H62ZM75 204H77V205H75ZM86 204H87V206H85ZM13 205L15 206V208H11V207H14ZM45 205H47V206H45ZM79 205L81 207L78 208ZM1 206H2V208H1ZM8 206H10V208ZM19 207H22L24 209L19 208ZM37 207H39V208H37ZM49 207H52L51 208L52 210ZM58 208H60V209L62 208V210H63V208H64V210L66 208V213H67L66 215L68 218L65 217L64 210L61 212V210ZM169 208H171V210H169ZM43 209L44 210L47 209L46 213L48 212L49 216H48V214H45V211ZM67 209L68 210L70 209V210L67 211ZM76 209L77 210L80 209V211L79 210L77 211ZM119 209H120V211H119ZM147 209H148V211H147ZM150 209H151V211H150ZM19 210L21 213L19 212ZM104 210H105V208H104ZM12 211L13 212L15 211V212L13 213ZM25 211H26V214H25ZM42 211H44V212H42ZM74 211H76L75 213H78V215L76 214L77 216H75V214L73 213ZM86 211L87 210H85V212ZM91 211H90V213H91ZM79 212H81V213H79ZM119 212H121L122 214H120ZM15 214H16V216H18L17 220H16L17 217L15 216ZM171 214H172V216H171ZM173 214H174V217H173ZM63 215H64V217H63ZM122 215H124V216H122ZM32 216H34V217H32ZM47 216L50 218V220H48L49 218H46ZM71 216H74V217H71ZM78 216L80 217V222L82 219L83 223L85 225H83V223L78 224L76 222V221H79ZM75 217H78V218L75 219ZM84 217H86L88 219V221L85 220L87 223L84 222V219H86ZM64 218H66V219H64ZM101 218H102V220H101ZM141 218L142 219L148 218L150 220L147 219L149 221L148 222L146 219L142 220ZM28 219H29V221H28ZM45 219L47 221H45ZM68 219H69V221H68ZM74 219H75V221H74ZM140 219H141V221H140ZM6 221H7V223H6ZM66 221H68L67 222L68 226L64 225L66 223ZM11 222H13V223H11ZM17 222L20 223V226H19V223H17ZM22 222H23V224L21 225ZM24 222L28 225L26 226V224ZM46 222H50V223L46 224ZM72 222L74 223V225H72L73 224ZM42 223H43V226L44 225H47V226L42 227L41 226ZM8 224H10V226ZM69 224H71L70 225L71 227H69ZM77 224L80 226H78ZM81 224L84 227H82ZM65 226L69 227V228H66ZM13 227H14V229H13ZM41 227L43 228L42 230H41ZM73 228L75 229V231H73L74 230ZM70 229H72V232ZM69 232H71V234ZM78 236L79 237L82 236L81 237L83 239L82 242L80 241V240H82L81 238H77ZM78 239H80V240H78ZM33 244H34V248H31L33 246Z\"/></svg>",
    "mask_w": 264,
    "mask_h": 264
}]
</instances>
